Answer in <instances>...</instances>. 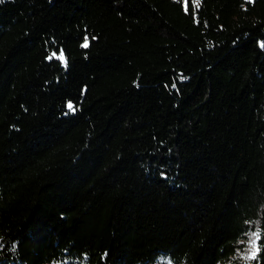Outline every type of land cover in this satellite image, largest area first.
Instances as JSON below:
<instances>
[{
  "label": "trees",
  "instance_id": "obj_1",
  "mask_svg": "<svg viewBox=\"0 0 264 264\" xmlns=\"http://www.w3.org/2000/svg\"><path fill=\"white\" fill-rule=\"evenodd\" d=\"M254 230L264 264V0H0V264H244Z\"/></svg>",
  "mask_w": 264,
  "mask_h": 264
},
{
  "label": "rangeland",
  "instance_id": "obj_2",
  "mask_svg": "<svg viewBox=\"0 0 264 264\" xmlns=\"http://www.w3.org/2000/svg\"><path fill=\"white\" fill-rule=\"evenodd\" d=\"M259 232L257 230L251 231L245 238L242 239L241 247L239 249L238 260L244 259V264H250L259 251Z\"/></svg>",
  "mask_w": 264,
  "mask_h": 264
},
{
  "label": "snow or ice",
  "instance_id": "obj_3",
  "mask_svg": "<svg viewBox=\"0 0 264 264\" xmlns=\"http://www.w3.org/2000/svg\"><path fill=\"white\" fill-rule=\"evenodd\" d=\"M84 47H87L88 44H87V40L85 41V44L83 45ZM69 107H71V105H69Z\"/></svg>",
  "mask_w": 264,
  "mask_h": 264
}]
</instances>
